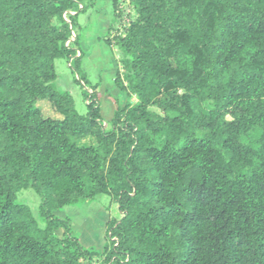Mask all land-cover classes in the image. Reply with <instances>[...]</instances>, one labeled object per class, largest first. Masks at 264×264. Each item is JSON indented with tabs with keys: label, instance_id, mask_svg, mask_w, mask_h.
I'll list each match as a JSON object with an SVG mask.
<instances>
[{
	"label": "trees",
	"instance_id": "16d2710c",
	"mask_svg": "<svg viewBox=\"0 0 264 264\" xmlns=\"http://www.w3.org/2000/svg\"><path fill=\"white\" fill-rule=\"evenodd\" d=\"M98 1L0 0V264H264V0H128L105 42L137 102L110 130L96 87L83 116L56 84L66 59L87 85L72 39ZM29 188L44 229L16 202ZM101 194L120 218L96 253L51 214Z\"/></svg>",
	"mask_w": 264,
	"mask_h": 264
},
{
	"label": "rangeland",
	"instance_id": "374dc122",
	"mask_svg": "<svg viewBox=\"0 0 264 264\" xmlns=\"http://www.w3.org/2000/svg\"><path fill=\"white\" fill-rule=\"evenodd\" d=\"M103 5L107 7L105 8L106 18L102 20L103 23L99 26H94L91 20V23L89 22V16L93 13L92 10L81 13L78 17L79 27L77 32H74L72 39V42H74L78 35L80 48L85 53L82 69L87 76V85L78 81V76L71 69V62L66 59H58L55 62L58 75L56 84L62 91L70 93L74 99L77 112L83 116L87 114V102L84 99L83 92L89 91L91 93V88L96 87L97 91H100V93L98 92V98L104 118L103 126L110 130L111 120L109 123L108 121L112 116L111 114L125 104H131L132 97H128L126 93L118 90L113 81L119 66V57L117 51L108 46L105 40L114 38L118 33H123L130 20L136 18V13L130 7L128 0H118L123 17L120 20L121 23H117L114 29L109 31L114 21V17L112 15L109 16L108 13V9H112V3L106 0ZM111 19L113 20L111 21ZM110 21L111 23L105 25L106 27L103 26L105 22L109 23ZM78 55L81 56L80 51H78ZM114 86L117 92H114ZM134 102H136V98H134ZM42 108H44L43 104ZM44 110L50 113L49 107H45ZM92 139L91 137L80 138L76 139L75 142L81 146L95 144V140ZM16 202L30 208L37 221L38 228L44 229L46 227V220L41 210V196L34 189L29 188L19 191ZM51 215L53 219L69 220L70 234L78 238L86 249L93 250L96 253H103L106 247H111V241L106 237L108 223L112 219L120 218V212L115 200L104 194L98 195L93 201L55 210ZM65 232L64 228L54 231L59 238H63Z\"/></svg>",
	"mask_w": 264,
	"mask_h": 264
},
{
	"label": "crops",
	"instance_id": "0c3cea01",
	"mask_svg": "<svg viewBox=\"0 0 264 264\" xmlns=\"http://www.w3.org/2000/svg\"><path fill=\"white\" fill-rule=\"evenodd\" d=\"M105 1L106 0H99L98 2H97V4H96V6H95V8L92 10L93 11V13H91V15L89 16V22H90V20L92 21V24L94 25V26H99L100 24H102L103 23V19L104 18H106V12H105V8H107L106 7V5H103L104 3H105ZM109 1H111V3H112V9H108V13H109V16H111L112 15V17H114V6H113V0H109ZM109 7H110V5H109ZM108 16V15H107ZM92 17V18H91ZM113 19H111V21H112ZM111 21L108 23V22H105L104 23V27H106L105 25H107V24H110L111 23ZM91 23V22H90ZM119 69V66L117 67V70ZM116 70V71H117ZM115 77V76H114ZM57 78H58V75H57ZM113 80H114V78H113ZM117 87V86H116ZM118 89V88H117ZM117 89L115 88V86H114V92H117ZM119 90V89H118ZM99 93H100V91H98ZM122 92V91H121ZM118 95H120V94H118ZM134 98L135 97H132V100H131V104H135L136 102H137V99H136V102H134ZM117 99V98H116ZM118 100V99H117ZM125 100H127V99H125ZM126 105V104H125ZM124 105V106H125ZM123 106V107H124ZM114 113H115V110H114V112L111 114L112 116L109 118V121H108V123L110 122V120L113 118V115H114ZM103 116V115H102ZM104 119V118H103ZM106 122V121H105ZM92 140H94V139H92Z\"/></svg>",
	"mask_w": 264,
	"mask_h": 264
}]
</instances>
